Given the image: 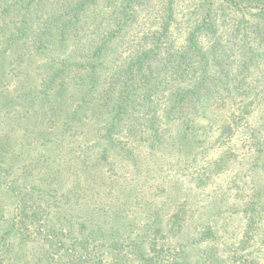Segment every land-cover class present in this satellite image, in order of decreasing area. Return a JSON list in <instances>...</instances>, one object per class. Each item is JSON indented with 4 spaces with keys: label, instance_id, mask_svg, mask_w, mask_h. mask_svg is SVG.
Listing matches in <instances>:
<instances>
[{
    "label": "trees",
    "instance_id": "1",
    "mask_svg": "<svg viewBox=\"0 0 264 264\" xmlns=\"http://www.w3.org/2000/svg\"><path fill=\"white\" fill-rule=\"evenodd\" d=\"M263 9L264 0H0V119H35L42 139L57 135L68 141L53 143L51 154L35 162L50 167L41 177L20 165L25 159H19L18 169L17 159L4 169L0 165V176L8 172L1 183L16 198L8 224L0 225V264H162L158 253L170 256L167 251L152 253L134 238L119 246L122 234L99 220H106L107 208L122 194H127L124 204L131 199L124 177L104 169L106 158L135 160L134 144L155 151L176 128L179 150L195 146L200 131L211 129L210 122L200 125L201 119L216 106L251 97L264 84ZM36 56L41 62L27 87L21 67ZM256 72L259 79L251 82ZM238 110L232 122L222 124V134L243 130L252 140L249 150L261 144L264 151V129H241L235 120L241 119V105ZM90 120L104 146L92 164L82 158L89 153L75 155L67 147ZM44 174L50 180H42ZM39 180L41 190L34 186ZM199 187L208 198L228 194L223 186L208 194V185ZM131 188L141 189V183ZM227 199L211 203L222 208ZM248 200L249 223L241 233L254 227L249 233L257 251L241 256V264H260L264 184ZM32 226L47 230L34 248L39 232ZM204 226L202 242L220 239L218 223ZM104 230L110 234L101 239ZM227 233L235 234L230 228ZM103 243H109L108 251ZM214 255L217 264L223 262L224 253Z\"/></svg>",
    "mask_w": 264,
    "mask_h": 264
},
{
    "label": "rangeland",
    "instance_id": "2",
    "mask_svg": "<svg viewBox=\"0 0 264 264\" xmlns=\"http://www.w3.org/2000/svg\"><path fill=\"white\" fill-rule=\"evenodd\" d=\"M40 62L41 58L36 56L31 65L23 64L21 67V77L27 87L35 81V67ZM257 79H259L258 72L250 76L251 82ZM263 86L264 84L254 88V94L251 97L231 100L226 106L224 104L216 106L213 109L215 111L209 114V118L201 119L199 124L210 122L211 129L200 131L195 146H185L186 149L179 150L177 140L173 139L180 130L176 128L174 136L155 151L150 150L146 145L134 144L133 148L137 154L135 160L126 161L120 155L110 157L111 159L107 156L106 159H109V162L104 169H113L115 174L122 175L127 181L125 183L128 184L131 195L129 204L123 203L127 194H122L114 203L111 202L110 210L107 208L106 220L99 218L107 227H112L122 234L116 239L119 246L124 247L132 243L134 238L137 246L153 250L152 253L164 249L170 256L158 253L157 260L162 264H173L176 259L182 263L217 264L215 260H219V257L212 256L215 253H224L223 262L219 264H241V256L246 255L250 249L257 251L254 241H250L249 232L253 231L254 227L250 226L244 236L241 230L246 223H249V213L244 212V207L249 203L248 198L253 193H257L264 184L263 147L259 144V147L249 150L248 144L252 141L249 138L250 134L242 132L243 130H238L234 135L222 134L221 126L234 120L233 113H239L237 109L241 105V119H235L240 122V128L255 126V128L264 129ZM35 124L36 126H33ZM241 124L244 125L241 126ZM96 126L93 120L86 121L73 140L76 142H71L67 146L75 155L79 153L87 156L89 153V158L81 156L89 160V164L96 162L104 149L103 143L98 141ZM39 131L40 128L35 119L25 120L15 116L1 118V167L4 169L5 165L17 159L18 169L19 159H25L27 161L22 160L20 165H26L29 172L39 173L40 177L42 173L50 169L45 163L36 165L35 162L42 160L43 157L40 156L44 153L51 154L48 149H52L53 143L67 144L68 141L58 139L57 135L42 139L43 135H39ZM258 136L255 138L256 141L260 140ZM92 149L95 151L90 152ZM4 175L7 176L8 172L4 171L0 176V225L8 224L16 204L12 189L1 183L4 181L2 178ZM48 179L45 175L42 180ZM38 183L42 182L39 180L34 186L41 190ZM136 183H141V189L131 188ZM203 185L209 186L206 194L211 193L212 188L219 186H223L228 194L220 193L218 198L204 197L203 189L199 187ZM29 188L27 191L31 192ZM105 189L110 190L109 186ZM105 189L102 191L106 193ZM243 193H246V199H243ZM224 197L228 199L222 208L217 203H211V201L222 200ZM45 199L50 198L45 197ZM109 212H111L110 215ZM208 221L218 223L222 234L216 241L214 238H208L206 242H202L200 238L204 235L203 231L206 229L204 225ZM30 228L39 232V235L35 236L34 243L30 245L34 248L45 241L47 230L44 232L43 229H36L35 226ZM227 228L235 234L229 236ZM99 234H103L99 235V238L106 239L107 236L104 234L110 233L104 230ZM38 238H40L39 241H37ZM94 238L98 240L97 236ZM69 241H72V237ZM108 245L109 243H103L100 247L108 251ZM260 264H264V259Z\"/></svg>",
    "mask_w": 264,
    "mask_h": 264
},
{
    "label": "water",
    "instance_id": "3",
    "mask_svg": "<svg viewBox=\"0 0 264 264\" xmlns=\"http://www.w3.org/2000/svg\"><path fill=\"white\" fill-rule=\"evenodd\" d=\"M260 11H264V9L263 10H260Z\"/></svg>",
    "mask_w": 264,
    "mask_h": 264
}]
</instances>
